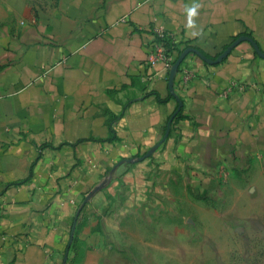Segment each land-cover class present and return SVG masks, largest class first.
Masks as SVG:
<instances>
[{
    "label": "crops",
    "instance_id": "crops-1",
    "mask_svg": "<svg viewBox=\"0 0 264 264\" xmlns=\"http://www.w3.org/2000/svg\"><path fill=\"white\" fill-rule=\"evenodd\" d=\"M155 26L174 61L244 35L264 53V0H0V264H135L123 220L182 181L264 168V58L244 39L217 62L189 51L172 94L147 62Z\"/></svg>",
    "mask_w": 264,
    "mask_h": 264
},
{
    "label": "rangeland",
    "instance_id": "rangeland-1",
    "mask_svg": "<svg viewBox=\"0 0 264 264\" xmlns=\"http://www.w3.org/2000/svg\"><path fill=\"white\" fill-rule=\"evenodd\" d=\"M215 181L209 191L182 181L146 203L121 222L116 244L135 264H264V168L234 167Z\"/></svg>",
    "mask_w": 264,
    "mask_h": 264
},
{
    "label": "water",
    "instance_id": "water-1",
    "mask_svg": "<svg viewBox=\"0 0 264 264\" xmlns=\"http://www.w3.org/2000/svg\"><path fill=\"white\" fill-rule=\"evenodd\" d=\"M248 40L254 50L256 51V53L264 58V53L259 49V47L257 46V44L248 36L244 35V36H240L239 38H237L235 41H233L215 60H211L209 58H207L204 54H202L199 50L194 49V48H187L185 49L183 52L180 53V55L178 56V58L171 64L170 68H169V73H168V85L170 88L171 93L173 94V81H174V77L176 72L178 71L179 65L182 62L184 56L186 55V53H188L189 51H193L195 53H197L202 59L208 61V62H217L219 60H221L240 40ZM176 99L178 100V108L177 111L180 109L181 107V101L178 99L177 96H175ZM176 111V112H177ZM175 112V113H176ZM173 116L169 119L168 123H167V128H166V133L169 131V125L172 121ZM162 140L159 141L157 144H155L154 146H152L143 156H140L139 158H128V159H124L123 161L126 162H134L137 160H141L145 157L150 156L156 149L157 147L161 144ZM103 185L100 184L99 186L93 188L84 198L81 207L79 208L76 216L78 215L79 211L82 209V207L84 206V204L91 198V196Z\"/></svg>",
    "mask_w": 264,
    "mask_h": 264
},
{
    "label": "built area",
    "instance_id": "built-area-1",
    "mask_svg": "<svg viewBox=\"0 0 264 264\" xmlns=\"http://www.w3.org/2000/svg\"><path fill=\"white\" fill-rule=\"evenodd\" d=\"M166 41L177 42V39L173 34L164 31L161 26L153 27L152 39L149 44L147 55V62L151 67L155 66L159 62H162L169 69L173 63V50L168 48ZM182 73L183 80L187 79L191 75L190 70L187 68H184Z\"/></svg>",
    "mask_w": 264,
    "mask_h": 264
},
{
    "label": "trees",
    "instance_id": "trees-1",
    "mask_svg": "<svg viewBox=\"0 0 264 264\" xmlns=\"http://www.w3.org/2000/svg\"><path fill=\"white\" fill-rule=\"evenodd\" d=\"M177 42L176 41H166V45L168 46V48L170 49V50H175L176 48H177ZM177 115H175V117H176Z\"/></svg>",
    "mask_w": 264,
    "mask_h": 264
}]
</instances>
